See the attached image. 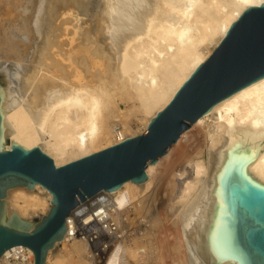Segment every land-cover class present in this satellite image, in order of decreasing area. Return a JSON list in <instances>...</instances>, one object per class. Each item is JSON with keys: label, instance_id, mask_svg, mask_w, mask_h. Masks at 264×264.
I'll return each instance as SVG.
<instances>
[{"label": "bare ground", "instance_id": "bare-ground-1", "mask_svg": "<svg viewBox=\"0 0 264 264\" xmlns=\"http://www.w3.org/2000/svg\"><path fill=\"white\" fill-rule=\"evenodd\" d=\"M263 2L0 0V151L12 144L39 147L61 166L142 133L231 23ZM238 94L264 135L263 77L195 120L191 127L204 143L189 156L185 131L176 155L171 148L147 164L145 181L92 196L104 195L122 230L100 264H162L164 245L173 251L182 245L187 264H210V256L216 262L209 246L210 202L231 139L221 111ZM245 170L264 184V149ZM3 201L8 221L15 214L34 224L49 211L51 194L38 184L18 186ZM166 224L174 234L170 241L159 238ZM89 248L64 233L43 264H95ZM19 255L34 264L33 252L21 245L5 250L0 264ZM224 263L237 261L218 264Z\"/></svg>", "mask_w": 264, "mask_h": 264}, {"label": "water", "instance_id": "water-1", "mask_svg": "<svg viewBox=\"0 0 264 264\" xmlns=\"http://www.w3.org/2000/svg\"><path fill=\"white\" fill-rule=\"evenodd\" d=\"M263 77L264 2L246 8L231 23L142 133L61 166L39 147L12 144L10 150L0 151V256L21 245L33 252L34 264H43L48 249L64 235L65 218L72 209L99 191H114L126 181H145L147 164L165 155L198 117ZM221 115L231 139L211 195L209 246L216 262L210 256V264L226 259L264 264V184L245 170L264 149V135L240 94ZM36 184L51 194L47 214L34 224L15 214L8 221L3 201L7 190L32 189Z\"/></svg>", "mask_w": 264, "mask_h": 264}, {"label": "built area", "instance_id": "built-area-1", "mask_svg": "<svg viewBox=\"0 0 264 264\" xmlns=\"http://www.w3.org/2000/svg\"><path fill=\"white\" fill-rule=\"evenodd\" d=\"M92 198L76 206L65 218V235L70 241L81 239L86 242L95 264H100L113 244L121 239L122 230L111 217L104 195Z\"/></svg>", "mask_w": 264, "mask_h": 264}, {"label": "rangeland", "instance_id": "rangeland-1", "mask_svg": "<svg viewBox=\"0 0 264 264\" xmlns=\"http://www.w3.org/2000/svg\"><path fill=\"white\" fill-rule=\"evenodd\" d=\"M120 109H124V106H123V104H120ZM122 109V110H123ZM126 118V120H128V118H129V116H126L125 117ZM124 120V119H123ZM123 120L122 121H120V123H122L123 122ZM119 127V126H118ZM191 129H188L183 135H184V137L187 139L188 137V139H190V141H191V144H192V146H190V147H186V154H187V156H189L191 153H193L194 152V148H195V146H196V148H198L199 147V145L201 146V145H203V143H204V138H203V136L201 135V133L200 132H198L197 133V129L196 128H192V127H190ZM137 128H135V127H132L131 128V132H136L137 130H136ZM200 138V139H199ZM199 141V142H198ZM182 143V141L180 142V143H178V145H177V143H175L173 146H171L170 147V149L172 148L173 149V151H172V149H171V154L172 155H176L177 154V150H178V148H179V144H181ZM195 143V144H194ZM98 151V150H97ZM188 151V152H187ZM191 152V153H190ZM171 155V156H172ZM164 162H165V159H162V161H161V163L162 164H164ZM132 218V217H131ZM166 227V229H164ZM167 228H168V226H167V224L166 225H164V227H161L160 229V233H159V238L161 239V240H164V241H170L174 236V234H172V232H173V230H170V231H168L167 230ZM167 230V231H166ZM167 232V236L165 235V238L163 237V234H165ZM168 232H169V234H170V236H169V234H168ZM162 236V237H161ZM173 236V237H172ZM164 238V239H163ZM117 246V245H116ZM115 246V247H116ZM179 247H182V245L181 246H178V247H176L178 250H176V251H173L172 249H171V245H167V247H166V245H164V250H163V253L165 254V255H163V257H164V259H165V263L166 264H173V263H175V264H178V263H180V264H187V261L185 260L186 259V257H185V254H182V252H181V248H179ZM181 249V250H180ZM172 250V251H171ZM115 251V250H114ZM170 251V252H169ZM169 252V253H168ZM182 255H181V254ZM174 254V255H173ZM177 254H178V257H177ZM173 255V256H172ZM180 257V258H179ZM174 258V259H173ZM184 258V259H183ZM183 262V263H182ZM109 263H111V264H116V263H118V264H120V262L118 261V259H112V262H110V261H108V263H107V261H106V263L105 264H109ZM165 263H162V264H165ZM4 264V263H3ZM8 264H30V262H28V260L26 259H24L21 255H19V256H17V257H12V259L9 261V263ZM93 264V263H92Z\"/></svg>", "mask_w": 264, "mask_h": 264}]
</instances>
